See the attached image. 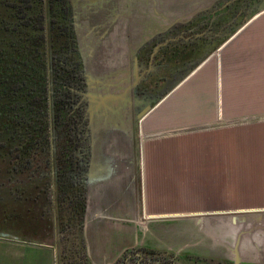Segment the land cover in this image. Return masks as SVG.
<instances>
[{
    "label": "crops",
    "instance_id": "obj_1",
    "mask_svg": "<svg viewBox=\"0 0 264 264\" xmlns=\"http://www.w3.org/2000/svg\"><path fill=\"white\" fill-rule=\"evenodd\" d=\"M231 19L216 32L225 39L217 61L212 53L173 62L176 74L140 99V111L131 90L129 106L90 113L100 119L91 127L84 223L92 264H116L140 249L179 264H234L242 231L241 264L264 262V235L255 242L263 258L250 255L249 236L254 225L264 229V11Z\"/></svg>",
    "mask_w": 264,
    "mask_h": 264
},
{
    "label": "trees",
    "instance_id": "obj_2",
    "mask_svg": "<svg viewBox=\"0 0 264 264\" xmlns=\"http://www.w3.org/2000/svg\"><path fill=\"white\" fill-rule=\"evenodd\" d=\"M82 62L71 0H0V206L12 189L53 180L58 229L76 264H92L84 240L92 141L76 94ZM68 258L60 254L59 264Z\"/></svg>",
    "mask_w": 264,
    "mask_h": 264
},
{
    "label": "rangeland",
    "instance_id": "obj_3",
    "mask_svg": "<svg viewBox=\"0 0 264 264\" xmlns=\"http://www.w3.org/2000/svg\"><path fill=\"white\" fill-rule=\"evenodd\" d=\"M232 1L72 0L77 39L89 81L88 92L93 95L121 94L134 83L133 63L138 59L140 50L143 49L147 54L146 58H148L156 44L164 42L166 38L179 34L184 37L208 34L207 31L202 33L204 24L201 21L202 17L200 19H196V17L210 15L211 12L214 13L216 10L222 9ZM236 1L239 2V0ZM263 8L264 0L257 5V11ZM235 15L236 13L231 15L229 10L226 13L223 11L221 22L232 21L231 18ZM216 16L218 15L213 16L212 22L214 23L212 28H209L211 36L223 29H219L221 26L216 28L215 18H218ZM193 20V23L198 22V25L189 28ZM241 21L240 19L234 20V25L241 24ZM185 29L189 30L186 32ZM163 30L169 31L164 33ZM218 36L217 39L214 38L215 41L207 50L201 51L203 49L202 40L186 45L182 56L172 59L170 62H200L212 53H215L213 59L217 61V48L225 40L222 35ZM130 94L128 91L129 96ZM94 103L89 98V106ZM107 104V106L118 107L129 106L131 103L108 101ZM110 112L105 111L106 118L111 125L114 121L110 119L113 118V113ZM95 118L94 122L91 120L90 127L92 124L96 126V122L100 120H95ZM46 178L41 180L37 177L38 180L36 182L29 181L30 185L27 184L28 186L24 184V186L18 187L19 189L7 191L9 193L5 197L8 200H5L4 204L0 206V264H52L51 262L59 264L60 254L63 257H70L68 258L69 264L79 262L69 251L73 250L75 246L73 247L71 243L65 244L70 239L69 235L66 234V231L61 234L58 229L59 222L56 213L58 190L53 180ZM239 181V179H235L234 183ZM20 197L23 203L18 205L16 201ZM10 198L16 201L14 202ZM7 210L12 211L16 217L3 219V213H6ZM254 216L253 219H255ZM71 224L72 227L75 226V221L73 220ZM249 229L252 233L249 236L253 235L252 239L254 240V244L252 243L253 252L250 255L263 258V253L258 254L255 242L259 236L264 235V229H258L255 225ZM59 237L64 242H59ZM36 243H47L50 244V247L34 245ZM63 245L64 248H62ZM21 250L26 253L25 259L22 253L16 256ZM34 251L44 253L46 256L48 254L51 262L49 263V258L45 259V256L42 257L41 262L32 261L33 257L29 253ZM254 260L256 259L254 258ZM83 264L86 263L83 261Z\"/></svg>",
    "mask_w": 264,
    "mask_h": 264
},
{
    "label": "flooded vegetation",
    "instance_id": "obj_4",
    "mask_svg": "<svg viewBox=\"0 0 264 264\" xmlns=\"http://www.w3.org/2000/svg\"><path fill=\"white\" fill-rule=\"evenodd\" d=\"M250 1H251V3H249ZM250 1L239 0V2H237L236 0H233L229 5H225L220 10H216L215 11L216 13L211 12L210 15L206 14L207 16L205 15V16L196 17V19H200V17H202L201 21L204 23L202 33L204 31H207V32H209L208 34L205 33L202 36H197V35L195 36L194 35L192 37H190V36L184 37L183 35L179 34L175 37L172 36L170 38H166L164 42L156 44L153 51L149 54L148 58H146L147 54L143 51V49L140 50V54H139L138 59H137L138 66L140 68L139 69L140 80L138 81L136 86H132L133 93L135 94L134 95L135 96L134 97L135 98L134 106L136 107V109L138 111H140L145 107V104L143 102H140V99L148 100V99H151V97L153 96L154 93H157V94L160 93L161 86H163L166 79L168 77H170L171 75L176 74L173 70H170L171 67L169 65L174 64L173 62H170V61L172 59H178L179 57H181L182 52L184 51V47L186 45L195 44L197 41L202 40V43H203L202 45L205 48H208L210 45H212V43L215 41V39H217V36H218L217 33H216V35H213V36H211V34H210V29L212 28V24L214 23V22H212L213 16L218 15V16H216L218 18L217 19L215 18L216 28H218L219 26H221V27H219V29L224 28V26H226V23H228V22L227 21H226V23L221 22L222 12L224 11V13H226V11L229 10L231 15H232V13H236V14L241 13L244 15V14L249 13L251 8H254V7L257 8V5H259L262 0H250ZM71 3H72V0H71ZM72 7H73V5H72ZM73 12H74V10H73ZM74 20H75V15H74ZM193 22H194V20L191 22L192 24H191V26H189V28H192V26L198 25V22H195V23H193ZM75 29H76V26H75ZM188 30L185 29L186 32ZM163 31H164V33H167L169 30H163ZM76 35H77V31H76ZM219 35H221V34H219ZM77 38H78V36H77ZM77 42H78V39H77ZM157 46L159 48H158L157 52L154 54V50ZM78 47H79V42H78ZM136 49H138V48H136ZM79 51H80L82 61H83V56H82L80 48H79ZM168 62H170V64ZM82 64H83V71L82 72H83V83L84 84L82 85L81 90L77 91L76 94L78 93L77 98L80 100L81 110H82V107L84 108V112H85L84 117H85V120L87 121V125L90 129V132H91V127H90L91 116H90V111H89V108H90L89 105L90 104H89V97L87 96L89 81H88V77L86 75L85 62L83 61ZM135 68H136L135 64L133 63L134 82H136ZM90 135H91V133H90ZM91 156H92V148H91L90 157ZM90 160H91V158H90ZM258 264H264V262H260Z\"/></svg>",
    "mask_w": 264,
    "mask_h": 264
},
{
    "label": "water",
    "instance_id": "obj_5",
    "mask_svg": "<svg viewBox=\"0 0 264 264\" xmlns=\"http://www.w3.org/2000/svg\"><path fill=\"white\" fill-rule=\"evenodd\" d=\"M260 11H264V8L259 10ZM158 46L155 48L154 50V54L157 52L158 50ZM153 54V55H154ZM135 64V75H136V82L133 83L132 86H136L138 81L140 80V73H139V66H138V62L136 59V62H134ZM92 81V79H90ZM132 86L126 88L124 91H122L121 94H116V93H106V94H99V95H93L92 93L88 92L87 96L90 98V100H92V102H95L93 105L91 104L89 111L91 113V115H93L95 112H98V110H100V108L105 107V108H111L112 106H107L108 101H125L126 103H130V98L128 95V91L130 92L132 90ZM152 105H148L140 114L141 117H143L145 115V113L147 111H149L152 107ZM264 215V213H263ZM244 234H247V232L242 231L237 239V242L235 244L234 247V252H235V258H234V264H241L242 263V256L240 253V243H241V239L242 236ZM249 234H252L251 231H249ZM134 256L137 257V262L134 263ZM147 260L148 263L147 264H179L178 262H176L175 260H170V261H165L162 258H157V259H152V258H145L144 257V253L141 251H129V253L124 256L118 263L116 264H144V261Z\"/></svg>",
    "mask_w": 264,
    "mask_h": 264
}]
</instances>
